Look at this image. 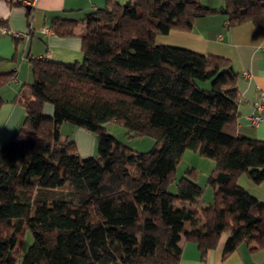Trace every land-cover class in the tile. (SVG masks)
<instances>
[{"label":"trees","instance_id":"trees-1","mask_svg":"<svg viewBox=\"0 0 264 264\" xmlns=\"http://www.w3.org/2000/svg\"><path fill=\"white\" fill-rule=\"evenodd\" d=\"M213 3L108 0L81 19L80 59L29 57L31 81L12 98L24 116L0 145V264H178L181 240L204 254L224 233L225 254L264 247V201L237 182L264 181V138L238 131L236 71L223 56L155 40L215 13L264 29V0ZM78 22L50 28L72 35ZM14 80L16 67L0 71V87ZM112 122L154 144L132 149L108 132ZM64 124L94 134L97 155L80 156ZM187 149L213 161L211 202L195 167L168 189Z\"/></svg>","mask_w":264,"mask_h":264},{"label":"crops","instance_id":"crops-1","mask_svg":"<svg viewBox=\"0 0 264 264\" xmlns=\"http://www.w3.org/2000/svg\"><path fill=\"white\" fill-rule=\"evenodd\" d=\"M107 1L36 0L35 5L30 6L28 0H0V71L16 67V80L0 87V95L4 99L0 106V145L19 126L24 116L23 107L12 98L22 84L31 81L29 57L47 56L60 61L80 59L84 28L81 19L86 13L104 7ZM113 1L123 3L126 0ZM60 18L79 21L72 35L62 36L52 31L50 24ZM13 32H22L26 36L14 37L9 34ZM155 40L160 44L227 58L237 74L238 131L250 137L264 138V119L258 125H252L250 120L251 116L257 115L255 103L259 93L264 92V29L251 21L229 26L224 15L215 13L196 17L189 30L171 29L167 34L157 35ZM262 103L264 108V100ZM44 112L51 114V106L45 104ZM62 128L64 134L74 140L80 156L94 155L97 150L94 134L71 124H64ZM206 166L209 167L208 162ZM237 182L264 201V181L254 184L241 174ZM227 236V233L222 234L216 247L204 254L194 241L181 240L178 264H264V247L253 249L251 241L242 242L225 254L223 246Z\"/></svg>","mask_w":264,"mask_h":264},{"label":"rangeland","instance_id":"rangeland-1","mask_svg":"<svg viewBox=\"0 0 264 264\" xmlns=\"http://www.w3.org/2000/svg\"><path fill=\"white\" fill-rule=\"evenodd\" d=\"M201 2L210 5H212V3L214 2L213 5H217V6L219 5L218 0H201ZM106 128L109 133L114 135L118 140L125 142L129 147H131L134 150L141 152L146 151L150 149L154 144V139L152 137L149 136L136 137V136L127 135L125 129L117 123L114 122L107 123ZM62 137H64V134ZM94 155H97V150L94 152ZM207 162L209 164V167L206 166ZM212 166H213V161L211 159L203 157L199 155L197 152L187 149L183 153L182 159L180 160L178 166L176 167L174 179L169 183L168 189L171 192H173L176 189L177 181L182 175H184L186 168L195 167L197 170L196 182L203 188L202 203L211 202L213 200V188L207 184V177ZM208 196L209 198H207ZM20 235L18 238L19 241L17 244V250L21 254H23L26 251L29 244L31 243L32 239H31V234L27 229L23 232L21 236Z\"/></svg>","mask_w":264,"mask_h":264},{"label":"built area","instance_id":"built-area-1","mask_svg":"<svg viewBox=\"0 0 264 264\" xmlns=\"http://www.w3.org/2000/svg\"><path fill=\"white\" fill-rule=\"evenodd\" d=\"M35 1L36 0H28L27 3H28V5L31 6V5H35ZM9 34H11L14 37H18V36L25 37L26 36V34H24L22 32H13V33H9ZM259 94H260V97L258 100H256V103H255L256 110L259 112V114L251 116L250 120H251L252 124H257V122L262 118L260 112L263 108V105L261 104V102L264 100V92H260ZM261 99H263V100H261Z\"/></svg>","mask_w":264,"mask_h":264},{"label":"water","instance_id":"water-1","mask_svg":"<svg viewBox=\"0 0 264 264\" xmlns=\"http://www.w3.org/2000/svg\"><path fill=\"white\" fill-rule=\"evenodd\" d=\"M27 8H29V7L27 6Z\"/></svg>","mask_w":264,"mask_h":264}]
</instances>
